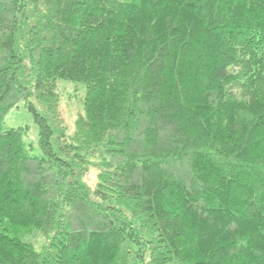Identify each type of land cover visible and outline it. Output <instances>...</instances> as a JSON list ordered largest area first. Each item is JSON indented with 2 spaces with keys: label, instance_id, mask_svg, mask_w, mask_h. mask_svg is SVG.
<instances>
[{
  "label": "trees",
  "instance_id": "1",
  "mask_svg": "<svg viewBox=\"0 0 264 264\" xmlns=\"http://www.w3.org/2000/svg\"><path fill=\"white\" fill-rule=\"evenodd\" d=\"M0 264H264V0H0Z\"/></svg>",
  "mask_w": 264,
  "mask_h": 264
},
{
  "label": "rangeland",
  "instance_id": "2",
  "mask_svg": "<svg viewBox=\"0 0 264 264\" xmlns=\"http://www.w3.org/2000/svg\"><path fill=\"white\" fill-rule=\"evenodd\" d=\"M60 94V103L62 116L65 118L67 125L68 134L74 132L75 119L80 112L84 110V97H85V85L80 82L71 80H59V87L57 88ZM27 101L36 103L34 97H30L28 100H21L17 106L13 107L8 111L3 120L4 127L7 128H18L26 127V133L24 135L26 144L31 147L33 154H41L39 147V127L35 121L33 112L28 108ZM98 169H92L86 176L87 182L94 186L97 181ZM31 241L36 244L43 242V237L40 233H36V237L32 238Z\"/></svg>",
  "mask_w": 264,
  "mask_h": 264
}]
</instances>
